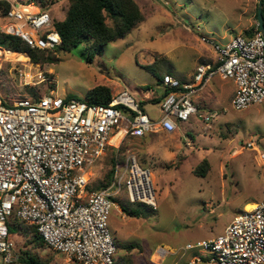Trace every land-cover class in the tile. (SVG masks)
Listing matches in <instances>:
<instances>
[{
	"label": "rangeland",
	"instance_id": "1",
	"mask_svg": "<svg viewBox=\"0 0 264 264\" xmlns=\"http://www.w3.org/2000/svg\"><path fill=\"white\" fill-rule=\"evenodd\" d=\"M51 1L47 10L53 21L62 20L68 0ZM134 1L143 21L123 38L107 42L103 52L94 54L90 61L91 41L69 50H43L54 54L56 60L51 61H32L27 53L7 54L10 62L4 61L0 68L2 98L11 103L52 90L60 96L84 98L90 88L105 85L111 95L126 91L157 119L156 99H160L161 90L157 75L170 74L173 68L174 76L184 80L195 64L204 63L198 56H215L202 37L222 43L232 35L246 37L244 31L257 26V0ZM27 64L35 74L32 80L39 81L34 86H24L17 71ZM196 94L202 100L199 113L211 114L208 121L198 115L186 120L173 117V132L126 135L120 144L122 158L127 151L134 152L148 168L156 199V208L148 207L140 217L125 216L117 204L111 208L108 223L113 237L133 245L117 250L116 260L122 258V264H187L188 254L183 255L180 247L217 236L243 207L264 198V168L256 152L245 146L253 141L264 150V100L237 111L231 105L232 96L221 93L212 99L208 87ZM121 135L119 131L118 137ZM110 158L109 148L89 169L86 192L105 181ZM203 160L209 164L205 175L194 174ZM11 239L12 264H19L15 253L24 247V240L20 235ZM159 247L167 251L165 256L156 255ZM36 251L51 259V264L61 261L45 246Z\"/></svg>",
	"mask_w": 264,
	"mask_h": 264
},
{
	"label": "built area",
	"instance_id": "2",
	"mask_svg": "<svg viewBox=\"0 0 264 264\" xmlns=\"http://www.w3.org/2000/svg\"><path fill=\"white\" fill-rule=\"evenodd\" d=\"M0 32L21 38L31 49L52 51L61 44L47 8L33 0H0ZM202 39L212 46L215 60L197 64L187 82L163 75L160 86L167 93L160 95L157 119L126 91L111 95L107 104L53 90L11 103L0 95V264L13 262L6 224L11 214L36 226L46 247L60 256L59 264H113L116 246L108 223L112 197L124 193L130 202L154 209V188L148 168L127 151L115 162L110 183L86 192L94 162L126 135L173 132V117L198 115L208 121L211 114L199 113L192 97L214 77L233 82L231 105L237 111L264 100V38L258 30L249 38L234 35L222 43ZM8 52L17 53L0 46V68L10 60ZM28 64L17 71L24 86H34L39 81L32 80ZM245 146L256 152L264 168V150L253 141ZM180 250L188 254L187 264H264V198L250 209L243 207L217 236L188 242ZM155 253L162 257L167 251L159 247Z\"/></svg>",
	"mask_w": 264,
	"mask_h": 264
},
{
	"label": "trees",
	"instance_id": "3",
	"mask_svg": "<svg viewBox=\"0 0 264 264\" xmlns=\"http://www.w3.org/2000/svg\"><path fill=\"white\" fill-rule=\"evenodd\" d=\"M33 1L39 3L42 8H47L48 3H52L51 0ZM3 3L4 10H6L8 8V3L5 1ZM262 5L264 24V0H262ZM143 19V13L134 0H68V7L64 18L54 21L55 29L61 37V44L57 49L69 50L83 42L91 41L89 54L87 55V59L90 61L94 54H101L103 52L104 45L107 42L123 38L141 23ZM256 31L257 26L247 29L244 32L246 33V37L249 38ZM0 46L15 52L27 53L32 61L56 60L53 53L48 52L46 54V51L31 49L26 46L21 38L2 32H0ZM8 54L12 55L16 53L8 52ZM163 75L164 74L157 75V79L160 83L163 79ZM180 81L184 82L181 79ZM164 93H167V89L164 90ZM83 99L93 104H107L111 99L110 88L105 85L92 87L86 91ZM156 100L159 101V99ZM113 139L115 143H117L119 140L118 134H116ZM120 144L117 148L111 146L107 148V150L109 148L111 149V167L105 173V181L98 183L93 190L101 189L110 183L115 162L122 160L120 156ZM208 167L209 164L207 160H203L194 168L193 173L204 176ZM112 200L119 206L125 216L128 217H140L148 210V207H150L141 202H130L126 197L123 198L121 194L112 197ZM6 224L10 238L13 235H20L24 240V247L15 253L16 260L19 264H51V259L40 257L36 251L37 248H43L44 246L46 247V245L35 225L26 224L19 220L14 214L8 216ZM114 243L116 246V253L120 248H131L133 246L132 244L119 243L115 238ZM116 253L113 264H122V258L116 260ZM54 254L57 257L59 256L55 252Z\"/></svg>",
	"mask_w": 264,
	"mask_h": 264
},
{
	"label": "crops",
	"instance_id": "4",
	"mask_svg": "<svg viewBox=\"0 0 264 264\" xmlns=\"http://www.w3.org/2000/svg\"><path fill=\"white\" fill-rule=\"evenodd\" d=\"M233 37V35L232 36H230V38L229 39H231ZM228 39V40H229ZM228 40H226V41H228ZM225 41V42H226ZM197 60L198 61H201V62H204V63H212L214 60H215V56L212 58V57H210V55H208V54H202V55H200V56H198V58H197ZM199 64V63H198ZM195 65H197V64H195ZM194 65V66H195ZM194 66L190 69V71L186 74V79H184V80H182V81H185V82H187V81H190L191 80V77H192V74H193V72H194ZM194 69V70H193ZM193 70V71H192ZM171 75L172 76H174V74H176V72L174 71V69L173 68H171ZM169 74V73H168ZM174 77H176V76H174ZM177 78V77H176ZM216 79H211L212 80V84L211 85H208V84H210V82H211V80L207 83V85L205 86V87H208L209 88V90L212 92V94H210L211 95V97H212V99H214V98H216L219 94H221V93H224V94H226V96H228V97H230V96H233V94H234V84H233V82L231 81V80H223V79H220L219 77L217 78V77H215ZM160 88H161V90L159 91V96L160 95H162L163 93H164V90L162 89V87L161 86H159ZM193 101H194V104L198 107V109H200V103L202 102V100H201V97L199 96V94H196L195 96H194V98H193ZM142 108L144 109V107L142 106ZM145 110V109H144ZM256 202H254V203H248V204H255ZM247 204V205H248Z\"/></svg>",
	"mask_w": 264,
	"mask_h": 264
},
{
	"label": "water",
	"instance_id": "5",
	"mask_svg": "<svg viewBox=\"0 0 264 264\" xmlns=\"http://www.w3.org/2000/svg\"><path fill=\"white\" fill-rule=\"evenodd\" d=\"M262 0H257L256 5V19H257V30L264 38V24H263V17H262Z\"/></svg>",
	"mask_w": 264,
	"mask_h": 264
},
{
	"label": "bare ground",
	"instance_id": "6",
	"mask_svg": "<svg viewBox=\"0 0 264 264\" xmlns=\"http://www.w3.org/2000/svg\"><path fill=\"white\" fill-rule=\"evenodd\" d=\"M117 134H118V133H117ZM252 207H254L253 204H248V205L245 206V209H250V208H252Z\"/></svg>",
	"mask_w": 264,
	"mask_h": 264
}]
</instances>
